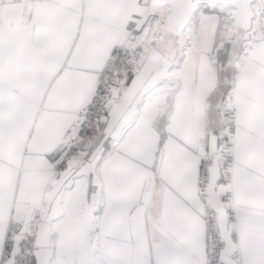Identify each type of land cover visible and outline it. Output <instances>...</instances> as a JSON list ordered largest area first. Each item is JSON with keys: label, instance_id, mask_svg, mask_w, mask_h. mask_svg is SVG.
Instances as JSON below:
<instances>
[{"label": "snow or ice", "instance_id": "snow-or-ice-1", "mask_svg": "<svg viewBox=\"0 0 264 264\" xmlns=\"http://www.w3.org/2000/svg\"><path fill=\"white\" fill-rule=\"evenodd\" d=\"M0 264H264V0H0Z\"/></svg>", "mask_w": 264, "mask_h": 264}]
</instances>
